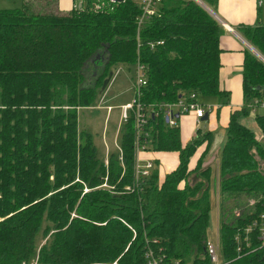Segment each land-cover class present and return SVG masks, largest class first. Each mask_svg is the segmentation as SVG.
<instances>
[{
  "label": "trees",
  "instance_id": "trees-1",
  "mask_svg": "<svg viewBox=\"0 0 264 264\" xmlns=\"http://www.w3.org/2000/svg\"><path fill=\"white\" fill-rule=\"evenodd\" d=\"M138 12L135 0L102 10L85 0L66 13H33L27 1L0 7V264H146L148 250L160 264H209L214 194L220 263L264 264V112L253 117L257 132L241 122L251 105L264 102V62L252 51L243 52L242 105L229 113L216 168H200L199 159L187 168L195 149L211 141L197 127L180 144L178 119L191 113L169 127L159 110L143 126L146 151L178 154L161 180L156 167L134 180L132 114L106 165L79 129L78 110L92 106L119 65L143 66L139 101L146 107L190 92L204 106L209 98L227 104L216 19L194 0H161L136 32ZM238 31L264 59V24ZM104 176L113 190L100 187ZM40 229L48 236L35 248Z\"/></svg>",
  "mask_w": 264,
  "mask_h": 264
},
{
  "label": "crops",
  "instance_id": "crops-1",
  "mask_svg": "<svg viewBox=\"0 0 264 264\" xmlns=\"http://www.w3.org/2000/svg\"><path fill=\"white\" fill-rule=\"evenodd\" d=\"M20 1L22 3L28 0ZM39 1L45 2V0ZM51 1H53V3L51 4L50 11L54 13H66L80 2H78V0ZM208 8L217 17L218 20L216 19V21L223 28L219 37V47L221 51L219 54L220 67L218 70V82L219 88L226 91L228 102L227 104H222L216 98L205 99L204 102L207 111L205 122L206 129L211 133V140L215 142L214 145L221 146L225 140V128L230 111L238 109L242 105L241 64L244 50H250L248 48L250 45L241 36L238 28H240V26H251L257 23L264 24V0L260 6L257 5V0H215V3ZM111 94L113 93L111 92ZM102 107L104 108L105 106L102 105ZM93 108L94 107L91 106L90 110L93 111ZM250 108L253 110L252 107ZM180 119H182V128L179 130V140L180 144L183 146L188 143L194 135V125L196 122L191 114L183 115ZM200 122L201 121H199V123ZM241 122L245 124L243 119H241ZM254 127L256 129V126ZM180 133L182 139H180ZM209 145L206 147V143L203 142L195 149L194 153L188 158V169L194 168L198 159L201 161L200 168H205L207 166H211V168L214 167L213 161L206 160V152ZM137 158L140 164L150 160L153 167L157 169L159 180L163 179L166 173L175 169L178 162V154L176 151L138 152ZM214 164H217V161Z\"/></svg>",
  "mask_w": 264,
  "mask_h": 264
},
{
  "label": "rangeland",
  "instance_id": "rangeland-1",
  "mask_svg": "<svg viewBox=\"0 0 264 264\" xmlns=\"http://www.w3.org/2000/svg\"><path fill=\"white\" fill-rule=\"evenodd\" d=\"M80 0H78L79 2ZM28 5L30 6V11L33 13H45L51 12V4L53 1L45 0H28ZM85 3V2H83ZM20 0H0V7L4 8H15L21 6ZM264 62V61H263ZM111 75L113 76L112 83L109 81L106 87V92H112L113 94L108 95L105 93V97L103 98V103H99L100 95H96L93 101L92 106L93 111L90 110L91 107L81 108L77 112V122L80 130H84L89 133L92 138V143L95 148L96 157L99 160L104 159L109 154L116 155L119 151V130H120V119H119V106L124 104L125 102H129L133 97V67H129L127 69L125 66H116L111 68ZM111 83V84H110ZM97 105H105L102 106ZM107 106H110L111 109L108 111L106 109ZM264 112L263 108L255 107L254 110L248 108L247 115L242 118L245 121V125L249 127L251 130L257 132L255 129V125L253 123V117L255 114H261ZM178 128L179 130L182 128V119H178ZM199 128L201 130H206V122H200ZM218 133V132H216ZM180 139H182L180 133ZM214 141L211 140L208 150L206 152V160L213 161V166L218 160V156L220 155L221 146L214 145ZM151 153V152H150ZM262 171L264 172V163L261 165ZM214 197L212 195V206L209 212V224L207 228V240L214 241L217 235L215 231L217 225V208L214 203ZM41 226V229L43 227ZM37 232L34 240L35 248H38L39 244L44 242L45 237L48 235L42 236V231ZM37 250V249H36Z\"/></svg>",
  "mask_w": 264,
  "mask_h": 264
},
{
  "label": "built area",
  "instance_id": "built-area-1",
  "mask_svg": "<svg viewBox=\"0 0 264 264\" xmlns=\"http://www.w3.org/2000/svg\"><path fill=\"white\" fill-rule=\"evenodd\" d=\"M137 6L139 8V12L135 17V24H136V32L140 29L141 25L150 17L156 15L158 6L161 0H135ZM85 0H80L79 4L74 7V9H82L83 6L85 7ZM116 2L112 0H90V8L94 10H102V9H111L112 5ZM263 3V0H257V5L260 6ZM113 81V76L110 77V82ZM146 84V79L143 71V66L141 64L136 63L133 67V97L129 102H125L119 106L120 114L119 119L120 123H125L130 115L133 116L134 121V146H135V160L133 166V176L135 182L140 177H145L149 175L151 168H153L152 162L150 160L145 161L143 164H140L139 159L137 158L138 152L146 151L143 144H140L139 137L143 132V126L146 124L148 116H152L156 114L159 110H161L164 119L166 118L165 123L167 126L172 127L176 126V119L174 115H180L182 113H191L195 119L194 128L196 129L199 127V121L203 117L206 111V106L199 103L197 96L194 92H190L186 95H179L178 99L173 103H163L160 105L155 106L153 109L152 105H148V107L144 106L140 101L139 97L141 96V90ZM105 89L99 97V103H103V98L105 97ZM102 106V105H99ZM105 106V105H104ZM258 107L264 109V102H260ZM257 106L251 105L250 107L254 108ZM106 109L109 111L111 109L110 106H107ZM120 158V157H118ZM104 165L107 164V158L103 159ZM100 187H106L109 190H113V186L106 184V177L102 178V183ZM126 190L129 188L126 186ZM86 188H83V191H86ZM262 217V216H261ZM254 225V224H253ZM264 231V226L261 228ZM205 251L208 257L209 264H221L218 257V244H217V237L215 240L206 241L205 244ZM146 264H160V262L153 256L150 250L146 251ZM29 264H39L36 259H33L29 262ZM89 264H117L116 260L111 262H92Z\"/></svg>",
  "mask_w": 264,
  "mask_h": 264
},
{
  "label": "water",
  "instance_id": "water-1",
  "mask_svg": "<svg viewBox=\"0 0 264 264\" xmlns=\"http://www.w3.org/2000/svg\"><path fill=\"white\" fill-rule=\"evenodd\" d=\"M113 2H121L122 0H112ZM199 6H201L206 12H208L213 18L217 19V17L210 11V9L204 4L202 3L200 0H194ZM218 20V19H217ZM254 54H256L262 61H264V59L250 46L248 47ZM110 77H111V71H109L107 73V76L102 80V83L100 85V88L98 90V94H101L107 87L108 82L110 81ZM111 92L108 93V95H110ZM175 118L178 117L177 113L174 115ZM207 118V113L205 112L203 117L200 120H206ZM166 121V118L164 119Z\"/></svg>",
  "mask_w": 264,
  "mask_h": 264
}]
</instances>
